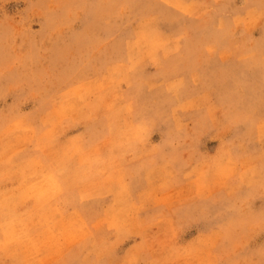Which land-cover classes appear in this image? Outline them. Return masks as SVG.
<instances>
[{
  "label": "rangeland",
  "instance_id": "rangeland-1",
  "mask_svg": "<svg viewBox=\"0 0 264 264\" xmlns=\"http://www.w3.org/2000/svg\"><path fill=\"white\" fill-rule=\"evenodd\" d=\"M39 181L0 264H264V0H0V190Z\"/></svg>",
  "mask_w": 264,
  "mask_h": 264
},
{
  "label": "bare ground",
  "instance_id": "bare-ground-1",
  "mask_svg": "<svg viewBox=\"0 0 264 264\" xmlns=\"http://www.w3.org/2000/svg\"><path fill=\"white\" fill-rule=\"evenodd\" d=\"M16 174V173H15ZM53 178V176L49 178V182L51 181V179ZM47 182H43V181H39L36 184H34V186L32 187V185H28L27 190L24 189L22 190V192L20 194H18L13 188H6L5 191L0 190V212L2 210V213L4 211H6V213H4L1 217V223L0 224V229H2L5 233H0V241L1 243L5 242L2 246V250H0V260H4L7 255L10 253L8 247L6 249V240L8 239H13L15 237H20L21 236V231L24 230V224L27 220V217L29 216V214L31 213V211H21V208H15L14 206L12 208H15L16 211H12L11 212L15 215H11L8 211L10 210V208L8 209V207L6 206L8 204V201L14 202L16 203L18 200H20L21 198H23L25 195H27V192L29 190H38V191H43L45 194H49L50 193V188H49V183ZM43 182V183H42ZM44 185V187H43ZM3 187V186H2ZM4 188V187H3ZM29 189V190H28ZM26 198V197H25ZM3 199V200H2ZM38 201H34L32 207L34 206V204H37ZM39 204V203H38ZM10 205V204H9ZM13 205V204H11ZM6 206V208H5ZM38 208V207H37ZM38 210V209H37ZM34 211V210H33ZM38 212V211H37ZM34 213V212H33ZM36 213V212H35ZM34 213V214H35ZM27 224V223H26ZM26 226V225H25ZM25 240V239H24ZM23 241V240H21ZM26 241V240H25ZM11 243V242H10ZM15 244L14 242L12 243V245ZM9 245V242L8 244ZM20 245V244H19ZM21 246V245H20ZM11 246H9L10 248ZM14 247V246H12ZM17 248V247H16ZM8 251V254H7ZM12 252V251H11ZM18 252V251H17ZM14 254V253H13ZM11 255V254H10ZM9 258V257H8ZM9 260V259H8ZM2 262V261H1ZM0 262V263H1Z\"/></svg>",
  "mask_w": 264,
  "mask_h": 264
}]
</instances>
